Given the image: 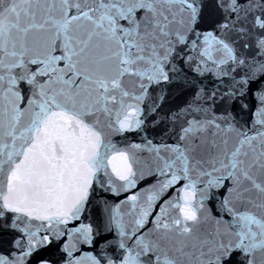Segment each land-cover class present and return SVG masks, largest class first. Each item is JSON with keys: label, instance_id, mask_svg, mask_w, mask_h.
<instances>
[{"label": "snow or ice", "instance_id": "6c2138e0", "mask_svg": "<svg viewBox=\"0 0 264 264\" xmlns=\"http://www.w3.org/2000/svg\"><path fill=\"white\" fill-rule=\"evenodd\" d=\"M0 264H264V0H0Z\"/></svg>", "mask_w": 264, "mask_h": 264}]
</instances>
